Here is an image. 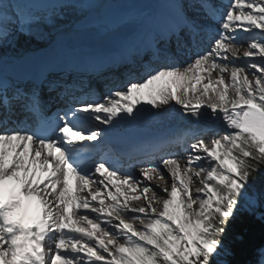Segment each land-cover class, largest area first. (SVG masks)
<instances>
[{"label":"snow or ice","instance_id":"snow-or-ice-1","mask_svg":"<svg viewBox=\"0 0 264 264\" xmlns=\"http://www.w3.org/2000/svg\"><path fill=\"white\" fill-rule=\"evenodd\" d=\"M34 2L0 0V48L14 33L45 39L42 26L58 30L55 18L72 9L74 27L99 17L124 41L90 60L89 76L147 65L142 80L94 99L66 75L45 72L11 88L0 78V264H213L221 226L249 202V181L264 164V0H165L163 15L143 32L133 12L108 17L102 0H55L45 13ZM45 86L65 107L49 114ZM173 101L195 125L190 148L198 154L187 166L159 148V157L144 146L113 151L123 144L119 132L144 127L148 115L162 118ZM205 106L235 131L206 142ZM201 159L211 167L192 166ZM193 177L203 185L195 194ZM152 180L165 185H156L159 193L145 183ZM100 185L115 191L102 198ZM25 200L34 202L28 217Z\"/></svg>","mask_w":264,"mask_h":264},{"label":"bare ground","instance_id":"bare-ground-1","mask_svg":"<svg viewBox=\"0 0 264 264\" xmlns=\"http://www.w3.org/2000/svg\"><path fill=\"white\" fill-rule=\"evenodd\" d=\"M111 3L105 2L102 0V7L108 17H112L115 14H118L123 11H130L133 12L136 17V27L138 31H148L152 27L151 21L157 19L163 15L166 10V3L165 0H137L133 3L131 0H121L119 3H116L115 0H110ZM55 0H35L33 7L37 9L41 13L47 12L50 8L54 6ZM129 3L130 5H126ZM78 19V13L75 10L68 9L62 14L61 17L55 18V24L60 27L58 30L50 29L51 26L43 25L41 31L45 35V39L38 38V37H25L22 34L14 33L13 41L6 45L4 48H0V54H5V58L3 64L0 65L1 77L3 82L8 83V87H13L15 85L22 84L13 78L14 70L23 69V68H13L11 72H5L4 65L5 64H16L15 67H30L33 64L34 58L39 54L46 53V47H51L53 51L65 53L68 55L67 58L63 59L62 61H55L59 63V68L56 72H50L49 75L53 76L51 78L60 77L66 75L69 79L77 80V87H82L85 92L90 91L91 98H103V96L107 93L108 88H122L129 80H142L145 66L147 65V61L140 62L137 61L131 65H123L112 72H106L102 75L96 76L88 75V65L89 61L94 58H99L100 54L98 50L103 46H108L109 50L105 54L101 55L107 56L115 53L124 43L123 40L118 39L115 32L107 26V20L100 19L99 17H93L90 21L85 22L79 27H74V21ZM120 31L126 32V28H121ZM258 31V30H256ZM243 35H248V33H242ZM10 39V37H9ZM46 46V47H44ZM44 47L43 49H41ZM247 45H244L246 49ZM50 49V48H49ZM115 49V50H114ZM242 49L241 51H243ZM95 52V53H92ZM91 53V54H90ZM23 58V59H21ZM80 58V59H78ZM242 55L239 59L235 60L236 64H242L244 61ZM57 65V64H56ZM11 65H8L10 69ZM51 69V68H48ZM206 82V81H205ZM44 90L47 95L44 94ZM41 94L43 95V99L46 101L51 99L52 103L58 104V107H61L64 102L59 100L55 92L49 93L47 87H43L41 89ZM76 95H83L81 92H76ZM0 104H2V100H0ZM65 105V104H64ZM171 105H175L173 101ZM150 107V106H148ZM165 108L168 109V112L164 113L162 118L153 119L151 115H148L144 118V127H135L130 126L124 131L119 132L120 134L125 135L126 139H132L143 133H146L145 138L143 140L142 146L146 147V149L153 151V154L159 157V152H154L156 149H162L163 151H167L170 153H175L176 158L179 159L181 167L187 166V155H181L177 149H174L176 143L169 145V147L162 148L160 147V143L158 140H148V136L154 133L164 134L166 132H172V128L174 127H182V132L185 129H190L189 127H195L194 124L189 122V118L181 116V106L175 105L173 109L166 105ZM204 112V115L200 118L201 128L207 129L210 126L214 128H218L217 131L222 132V129H225L222 135H227L229 133L234 132V129H230L227 127V122L223 120L222 114L219 118L210 116V110L206 109V106L201 109ZM195 120V118H191ZM187 124V125H186ZM194 129V128H193ZM205 131L200 135H204L203 137H207L206 142L214 138L212 132ZM172 136V135H171ZM174 136V135H173ZM172 136V137H173ZM188 143L185 145V149L188 148ZM172 146V147H170ZM138 149V148H137ZM184 149L181 148V151ZM192 151V150H191ZM193 152V151H192ZM198 153L193 154V156L197 155ZM200 155L204 156L205 154L199 153ZM157 163H159V159H157ZM193 167L203 166V167H211L208 164L206 159H201L200 161H196ZM161 171L164 172L165 177L168 181V186L170 188L172 183V178L170 174L167 172L166 169L161 167ZM136 174L138 178L143 179L140 177L139 168L136 169ZM119 175V174H118ZM47 183V181H45ZM148 185L151 186L153 191L160 192V188L164 187L165 185L163 182L152 180L146 181ZM160 184V188H157V184ZM143 186V185H142ZM102 190V198L106 197L107 191H115L114 188L111 186L108 189H104L103 185L99 186ZM203 187L199 183L197 178L193 177V183L190 185V190L193 191L195 194L196 189ZM140 189H137L136 195L140 194ZM163 195H167L166 193H161ZM133 193H128L130 197ZM148 196L151 195V192L146 194ZM124 197H121V203H123ZM144 201L143 195L141 196L140 201L131 200L129 199V207L137 206ZM109 201L105 199V203L107 204ZM159 209V205H157ZM197 208V205L193 206ZM34 212V202H29L25 200L24 207L21 209V213L24 214L26 217L31 216ZM116 223L118 221H115ZM101 227H104L103 224Z\"/></svg>","mask_w":264,"mask_h":264},{"label":"trees","instance_id":"trees-1","mask_svg":"<svg viewBox=\"0 0 264 264\" xmlns=\"http://www.w3.org/2000/svg\"><path fill=\"white\" fill-rule=\"evenodd\" d=\"M264 180V164L258 165L252 181ZM217 239L223 244L226 264H258L259 248L264 243V223L248 211L230 216ZM213 264H216L213 260Z\"/></svg>","mask_w":264,"mask_h":264},{"label":"rangeland","instance_id":"rangeland-1","mask_svg":"<svg viewBox=\"0 0 264 264\" xmlns=\"http://www.w3.org/2000/svg\"><path fill=\"white\" fill-rule=\"evenodd\" d=\"M103 1L111 3L110 0H103ZM120 1L121 0H115L116 3H119ZM131 1L133 3H135L137 0H131ZM126 5H130V4L127 3ZM13 38H14V36L10 37L11 42L13 41ZM46 51L49 53V55L51 56L52 59L56 58V60H57L59 58L57 61H62L63 59L68 57V55L65 53L53 51L51 47H46ZM169 107L171 109H173L172 105H169ZM176 128H177V130L174 133V136L176 135V139H175V137L169 138V136L172 135L171 131L166 132V133L162 134L161 136L158 135L160 147H162V148L169 147V145H171L173 142L176 141L175 142L176 146H174V149H176V151H177V149H179L178 151L180 153H182L181 155H187V156H189L190 154L193 155L194 152L191 151L190 145L195 142V140L192 138V131H193V128H195V127H189L190 129L187 128L183 132H182V127L178 126ZM217 129L214 128L213 126H210L207 129H203V131H201L199 134H201L205 131H208L210 133L212 132V134L214 135V138H219L221 136V134L226 132L225 129H222V132L220 131V133H219V131H217ZM204 135H202V136H204ZM166 138H168V140ZM180 138H183L182 139L183 145H181L182 141L180 140ZM184 139H185V143H184ZM206 139H208V138L205 137V140ZM177 142L180 143L179 148H178ZM186 142L188 143L187 150L185 149L186 148L185 145L187 144ZM170 147H172V146H170ZM181 148L184 150L181 151ZM154 152L156 153V151H154ZM249 193H250L249 202L242 201L241 205H238L236 207V209L232 213V215L238 211H248L249 213L254 214L257 219H259L260 221H262L264 223V199L260 200L259 202H257V200H256V198L258 196H261L262 194H264V180L262 178L257 180V181L250 180L249 181ZM193 206H195V205H193ZM92 215L95 216L96 214L93 213ZM101 219H104V217H101ZM103 226H104V224H103ZM123 239H124V237H121V240H123ZM259 252L260 253H259V256L257 257V263L258 264H264V248L259 249ZM105 255H107V254H105ZM213 260L215 261L216 264H226L225 249H224L223 244L220 241L218 242V254H217V256H215L213 258Z\"/></svg>","mask_w":264,"mask_h":264},{"label":"water","instance_id":"water-1","mask_svg":"<svg viewBox=\"0 0 264 264\" xmlns=\"http://www.w3.org/2000/svg\"><path fill=\"white\" fill-rule=\"evenodd\" d=\"M261 248H264V243L262 244V246L259 249H261Z\"/></svg>","mask_w":264,"mask_h":264}]
</instances>
